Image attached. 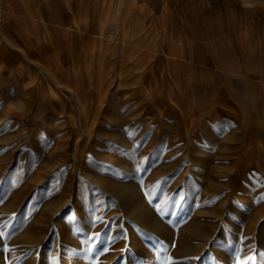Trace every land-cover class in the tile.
Listing matches in <instances>:
<instances>
[{
  "label": "rangeland",
  "instance_id": "374dc122",
  "mask_svg": "<svg viewBox=\"0 0 264 264\" xmlns=\"http://www.w3.org/2000/svg\"><path fill=\"white\" fill-rule=\"evenodd\" d=\"M246 3L244 0H113V7H110L108 4L102 6L100 0H0V9L9 12L13 10L31 18H38L44 13L48 21L58 17L72 24L79 11L90 7V11L95 12L98 18L105 19L112 13L115 18L125 19L127 29L139 31L138 34L143 26H147L146 23L160 29L167 26L166 32L163 28L161 31L163 36H167L177 28L181 33L188 32L186 23L197 20H227L233 21L235 25L247 22L245 17L237 15L244 8L250 9L249 13L253 12L250 14L253 21L264 30V0H251L250 5ZM166 14H170L168 20L164 18ZM85 15L87 13L82 16ZM83 26L85 30L88 28L87 23ZM191 27L188 34H198L196 26ZM92 31L97 32L98 26L94 25ZM153 38L154 35L148 39ZM93 46L92 41L86 45L79 44L80 48L87 51H92ZM260 53L263 55L260 56ZM263 56L264 42L257 51V61L261 62ZM24 62L23 57L11 50L0 53V232L4 233L0 235V257L4 258L1 259L2 264L41 263V251L37 253V247L25 236L29 232H47L54 238L56 230L49 219L44 217L47 205L61 200L70 191L78 194V208L74 215L71 209L66 213L65 230L71 229L83 236L85 242L89 240L92 249L102 251V262L99 264H107L106 254L119 248L124 241L120 224L124 215L120 210L119 198L97 182L95 174L98 173L111 181L127 185L135 181V186L146 196V201H151L149 206L153 214L165 218L162 219L163 223L169 228L175 224L178 229L193 228L203 223L209 232H213L212 235H216L217 227L225 224L227 249L233 251L232 264H260L255 259V254L262 251L257 220L259 222L264 217L256 216L254 211L258 207L264 208V172L261 169L264 153L261 155L255 150L256 136L251 142V150L243 155L245 149L238 129L240 123L224 115L223 109L211 101V88L199 85L191 94L198 110L196 116L200 119L194 135H186L187 124L184 118L190 117L187 107L186 111H182L180 107V110H174L153 103L148 110H142V95L131 97L125 95V91H120L116 95H109L102 104L95 103L89 107L88 112L92 117H97V126L92 134L89 132L90 136L83 137V142H77L79 132L73 122V117L79 113L77 102L59 95L63 104L50 103V100L46 103L44 95L48 92V79H40L39 69L27 67L28 62ZM42 81L44 91L39 86ZM231 87L238 100L245 99L242 93L247 86L232 81ZM169 97V92L165 91L162 99L167 101ZM178 98L177 95L175 99ZM190 107L193 108V105ZM121 126L122 129L125 127L130 139L128 146L123 145L122 135L119 134ZM202 127L206 128L205 131ZM210 131L215 134H209ZM191 147L196 150L208 148L211 152L206 167H199L203 176L188 174L190 182L187 185L179 176L192 163L189 156H186ZM240 152L243 160L237 159ZM122 154L127 155L124 158L128 157L129 167L122 165L126 160H123ZM220 165H224V168H220ZM223 200L228 201L227 208L219 204ZM9 201L14 202V205L10 211H5L4 206ZM80 211H84L85 218L92 222L91 234H83L82 224L86 219L83 217V220H79L82 218ZM220 212L228 214L231 222L218 219L215 213ZM128 220L136 223L132 221L133 218L129 217ZM169 228L160 232L143 228L147 253L154 249L160 260L158 264H222L212 250L194 253L180 251L178 235L175 233L177 230ZM187 238L204 243L201 237L193 233H189ZM168 243H171V248ZM50 247L47 246L48 256L57 259L60 255L51 253ZM138 257L115 263L137 264L135 262L140 259ZM59 263L62 264L61 261Z\"/></svg>",
  "mask_w": 264,
  "mask_h": 264
},
{
  "label": "bare ground",
  "instance_id": "6f19581e",
  "mask_svg": "<svg viewBox=\"0 0 264 264\" xmlns=\"http://www.w3.org/2000/svg\"><path fill=\"white\" fill-rule=\"evenodd\" d=\"M244 1L247 2L246 5L252 4L251 0ZM100 2L102 6L108 4L113 7V0H100ZM249 10L242 8L238 11L237 15L243 16L247 20V22L242 21L238 25L227 20L217 22L197 20L194 23H186V29L189 32V28L194 25L199 31L198 34L191 35L185 31L182 34L181 30L177 28V33L174 31L170 35L165 36L164 34L163 36L162 28L166 32L167 26H162L160 29L146 23L147 26L141 28L139 35L137 33L139 31L127 29L125 19L115 18L112 13L105 19L98 18L95 12L90 11V7H84L83 11H79L78 16L86 13L87 15L77 16L72 24L70 21L58 17L48 21L47 18H44L46 17L44 13L38 18H31L13 10L9 12L0 9V53L4 50H11L25 59L24 64L28 62L29 66L26 65L27 67L39 69V78L42 80L46 78L49 82L48 92H45L47 94L44 95L46 103L50 100V103L63 104L59 95L77 102L79 113L73 117L76 130L79 132L77 142L82 141L84 136H90L97 126V117H92L88 112L89 107L95 103L102 104L109 95H116L120 91H125V95L131 97L142 95V110L144 108L148 110L153 103L174 108V110H178L179 107L182 111L188 109L190 117L184 118L187 124L186 135H194L197 132L194 130L196 124L199 126V118L196 116L198 110L194 106L195 100L191 94L197 86L205 85L212 89L211 101L223 109L224 115L230 116L235 122L240 123L238 129L245 149L243 155L251 150V142L256 136L258 139L255 141L257 143L255 150L262 155L264 153V58L261 57V62H258L256 57L261 43L264 42V30L255 24L252 15H250L253 12L249 13ZM169 17L170 14L164 16L167 20ZM85 23L88 25L86 30L83 26ZM94 25L98 26V31L92 33ZM213 30L215 31L213 32ZM151 34L154 35L152 40L148 39L152 36ZM89 41L94 44L91 48L92 51L79 47V44L86 45ZM262 55L260 53V56ZM84 66L85 68H83ZM232 81H239L245 87L247 86V89L245 88L246 90L242 93L245 99H237L231 87ZM39 86L44 91L43 81L39 83ZM165 91H168L170 95L167 101L162 99ZM177 95L178 100L175 99ZM191 105L193 108L189 109L188 106ZM122 127L119 128V134L122 135L123 145L128 146L130 139L125 132V127L124 129ZM202 129L205 131L206 128L202 127ZM209 134L215 133L210 131ZM214 143L217 144L216 141ZM210 152L211 150L208 148L196 150L191 147L186 156H189L192 163L179 176L182 177L181 180L186 181L189 185L188 174L202 177L203 171L199 167L202 169L206 167ZM240 153L237 156L239 160L243 156L242 152ZM125 156L127 155L122 154L121 157ZM127 158L123 159H126L122 164L124 167L130 166ZM131 166L133 167V165ZM219 167L224 168V165ZM261 169L264 172L263 162ZM95 177L101 186L119 198L120 210L124 215L123 218L121 217L122 223H120L123 233L120 232L124 235V241L121 242L122 245L119 248H116L117 250L106 254L107 264H116V261L123 259L134 260L133 258H136L137 255L140 257L135 262L137 264H158V254L154 252L153 246V250L147 253V247L143 242V228L159 232L167 230L169 227L163 223L165 218L162 220L153 214V210L149 206L151 201L149 203L146 201V196H143L135 186V181L133 184L127 185L111 181L103 174H95ZM219 204L228 207V201L223 200ZM13 205L14 202L9 201L4 206V210L10 211ZM77 208L78 194L75 191H70L62 196L61 200L47 205V214L44 217L49 219L56 230L54 238L50 237L47 232L26 234L25 237L29 242L37 247V253L41 251L40 264H57L59 261L62 264L100 263L102 254L100 249H92L89 240L86 239L85 242L82 240L83 236L77 235L71 229L66 231L64 228V222L67 221L64 219L67 217L66 213L71 209L72 215H74ZM208 210L212 211V209ZM222 210L224 211V209ZM216 211L214 210V212ZM254 213L256 216L264 217V208L258 207ZM215 214H218V219L223 222H231L228 214L221 212ZM79 215L82 216L79 220L86 217L84 211H80ZM129 217L133 218L132 221H136V223L128 220ZM85 219L82 224L83 234H91L92 222L89 218ZM263 220L261 219L259 222L257 220L262 251L255 254V259H258L260 264H264ZM197 225L193 228L178 229V226H175L177 229L173 226L169 228L177 230L175 233L178 235L179 243H176L180 251L194 253L206 249L212 250L222 264L234 263L232 262L233 253H231L233 251L229 252L227 249L226 225L222 224L217 227L219 229L216 235H212L213 232H209L206 226ZM170 230L168 231L170 232ZM189 233L198 235L204 240V243H197L196 240L187 238ZM170 234L173 235V232ZM231 235L233 234L231 233ZM237 239L239 238L237 237ZM45 241L46 244H44ZM168 244L171 248V243ZM47 246H51V253L60 256L57 259H51L52 255L48 256ZM120 250L121 252H119ZM1 259L4 258L0 257V264H2Z\"/></svg>",
  "mask_w": 264,
  "mask_h": 264
},
{
  "label": "snow or ice",
  "instance_id": "6c2138e0",
  "mask_svg": "<svg viewBox=\"0 0 264 264\" xmlns=\"http://www.w3.org/2000/svg\"><path fill=\"white\" fill-rule=\"evenodd\" d=\"M0 235H4V233L3 232H0Z\"/></svg>",
  "mask_w": 264,
  "mask_h": 264
}]
</instances>
